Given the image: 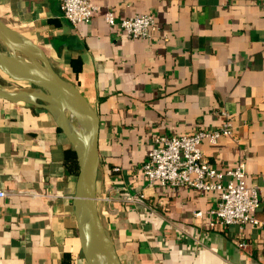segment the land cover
I'll use <instances>...</instances> for the list:
<instances>
[{
  "label": "crops",
  "instance_id": "obj_1",
  "mask_svg": "<svg viewBox=\"0 0 264 264\" xmlns=\"http://www.w3.org/2000/svg\"><path fill=\"white\" fill-rule=\"evenodd\" d=\"M91 1V19L77 25L61 0H0V18L98 114V214L120 263L264 264L263 0ZM107 9L117 19L151 14L157 30L130 38L105 22ZM221 110L236 140H204L201 150L217 170L243 162L260 226H211L218 191L149 185L140 170L154 136L214 128ZM77 172L47 110L0 99V264H86L72 207Z\"/></svg>",
  "mask_w": 264,
  "mask_h": 264
},
{
  "label": "water",
  "instance_id": "obj_2",
  "mask_svg": "<svg viewBox=\"0 0 264 264\" xmlns=\"http://www.w3.org/2000/svg\"><path fill=\"white\" fill-rule=\"evenodd\" d=\"M0 72L28 85L0 88V99L47 110L63 131L77 160L73 213L86 264H121L98 214L96 177L99 117L80 90L60 76L43 51L0 18Z\"/></svg>",
  "mask_w": 264,
  "mask_h": 264
},
{
  "label": "built area",
  "instance_id": "obj_3",
  "mask_svg": "<svg viewBox=\"0 0 264 264\" xmlns=\"http://www.w3.org/2000/svg\"><path fill=\"white\" fill-rule=\"evenodd\" d=\"M264 10V0L262 2ZM62 16L72 25L88 22L96 6L91 0H61ZM105 22L111 27H118L130 38H147L157 30L154 16L140 14L125 18H116L110 9L104 12ZM223 120L214 128H200L190 134H158L153 137L146 159L140 166L147 184L184 186L199 191L216 190L219 199L214 208L208 210L212 218L210 225L227 226L229 224L262 225L256 216L260 200L255 184L245 182L243 162L225 171L209 165L201 150V143L207 140L216 143L220 138L233 137L232 119L225 110L219 112ZM236 140V139H235ZM8 192L0 189V197ZM124 201H136L139 197L127 195ZM194 216H202L195 211ZM241 250L247 242L239 240Z\"/></svg>",
  "mask_w": 264,
  "mask_h": 264
},
{
  "label": "rangeland",
  "instance_id": "obj_4",
  "mask_svg": "<svg viewBox=\"0 0 264 264\" xmlns=\"http://www.w3.org/2000/svg\"><path fill=\"white\" fill-rule=\"evenodd\" d=\"M0 74H2V73H0ZM2 76H4V77L0 76V85L3 86L4 88H7V89L22 88V89H24V88L28 87V85L26 83L13 81L3 74H2Z\"/></svg>",
  "mask_w": 264,
  "mask_h": 264
}]
</instances>
